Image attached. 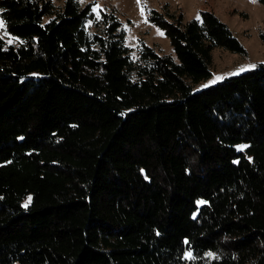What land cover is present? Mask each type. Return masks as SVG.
I'll return each mask as SVG.
<instances>
[{"label":"trees","instance_id":"1","mask_svg":"<svg viewBox=\"0 0 264 264\" xmlns=\"http://www.w3.org/2000/svg\"><path fill=\"white\" fill-rule=\"evenodd\" d=\"M95 5L0 0V264H264V62L194 90L245 51L215 12L134 55Z\"/></svg>","mask_w":264,"mask_h":264},{"label":"rangeland","instance_id":"2","mask_svg":"<svg viewBox=\"0 0 264 264\" xmlns=\"http://www.w3.org/2000/svg\"><path fill=\"white\" fill-rule=\"evenodd\" d=\"M62 3V0H54ZM86 3L92 0H80ZM96 10L101 7L117 8L125 29L126 44L133 48L137 55L141 41L153 45L161 53H171L174 49L165 30L154 24L148 18L151 9L166 13L183 12L185 20L199 17L202 9L215 12L220 19L231 27L240 40L245 51L235 52L223 47L212 50V75L193 84L194 90H199L221 81L228 76L237 75L253 69L257 63L264 62V4L258 0H94ZM0 34L8 44H18L19 40L6 29L1 16ZM254 67H250L253 66ZM241 69H244L241 71ZM241 145L240 148H244Z\"/></svg>","mask_w":264,"mask_h":264},{"label":"snow or ice","instance_id":"3","mask_svg":"<svg viewBox=\"0 0 264 264\" xmlns=\"http://www.w3.org/2000/svg\"><path fill=\"white\" fill-rule=\"evenodd\" d=\"M3 26V22L2 21H0V27H2ZM250 67H254V65L253 66H250ZM244 69H241V71H243ZM27 205H25V207H26Z\"/></svg>","mask_w":264,"mask_h":264}]
</instances>
